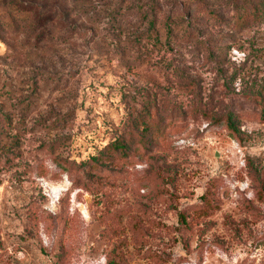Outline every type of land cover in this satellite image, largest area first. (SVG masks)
Returning <instances> with one entry per match:
<instances>
[{
  "label": "rangeland",
  "instance_id": "obj_1",
  "mask_svg": "<svg viewBox=\"0 0 264 264\" xmlns=\"http://www.w3.org/2000/svg\"><path fill=\"white\" fill-rule=\"evenodd\" d=\"M0 264H264V0H0Z\"/></svg>",
  "mask_w": 264,
  "mask_h": 264
},
{
  "label": "trees",
  "instance_id": "obj_2",
  "mask_svg": "<svg viewBox=\"0 0 264 264\" xmlns=\"http://www.w3.org/2000/svg\"><path fill=\"white\" fill-rule=\"evenodd\" d=\"M224 121H225V125L227 126V128L230 130V132L232 133V134H234L235 135V133H238L237 131V128H236V125H235V122H234V120H233V117L232 116H229L228 118H225L224 119ZM148 129V131H149V129L151 130V131H153L154 133H156L157 134V138L158 137H160L161 136V134H162V131H161V127L160 126H148V127H145L144 128V130H147ZM118 147H119V145H118ZM120 148H121V150L120 151H122V152H126V150H127V148L125 147V145L124 144H120Z\"/></svg>",
  "mask_w": 264,
  "mask_h": 264
}]
</instances>
